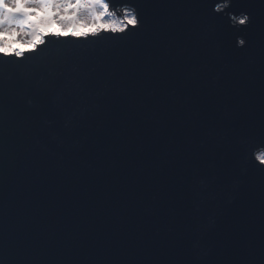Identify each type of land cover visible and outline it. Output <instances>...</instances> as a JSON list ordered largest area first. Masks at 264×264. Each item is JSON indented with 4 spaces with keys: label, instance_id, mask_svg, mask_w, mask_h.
<instances>
[{
    "label": "water",
    "instance_id": "95a60500",
    "mask_svg": "<svg viewBox=\"0 0 264 264\" xmlns=\"http://www.w3.org/2000/svg\"><path fill=\"white\" fill-rule=\"evenodd\" d=\"M137 2L0 83L2 264H264V0Z\"/></svg>",
    "mask_w": 264,
    "mask_h": 264
},
{
    "label": "clouds",
    "instance_id": "9594fccd",
    "mask_svg": "<svg viewBox=\"0 0 264 264\" xmlns=\"http://www.w3.org/2000/svg\"><path fill=\"white\" fill-rule=\"evenodd\" d=\"M230 3L231 0H218L212 11L223 12ZM13 17L16 19L9 22ZM227 17L229 27L239 30L241 25L248 26L247 11L229 12ZM137 23L135 5L116 0H0V58L23 59L49 35L75 39L97 37L102 32L120 35ZM235 47H245L242 35L236 37ZM255 143L258 150L252 151L251 161L264 168V145ZM244 159L248 161L247 153Z\"/></svg>",
    "mask_w": 264,
    "mask_h": 264
},
{
    "label": "snow or ice",
    "instance_id": "6c2138e0",
    "mask_svg": "<svg viewBox=\"0 0 264 264\" xmlns=\"http://www.w3.org/2000/svg\"><path fill=\"white\" fill-rule=\"evenodd\" d=\"M27 2V0H26ZM218 2V0H217ZM215 2L214 4H216ZM123 3H132L135 5L136 8V21L138 23L136 24V27L129 28L127 32H122L120 35H112V34H107V35H99L97 36L96 39L98 40H118L122 39L124 36L130 35L136 30L140 29L142 27V20L140 17V8L141 5L137 2V0H125ZM235 6V0H231V3L229 7L224 8L223 12H215L217 14H221L222 18H227V13L231 12L229 9L231 7ZM16 19V17L10 18L9 22L11 20ZM252 23V14L249 13L248 17V26ZM243 26L244 29L247 27ZM240 26L239 30H242ZM237 30V29H236ZM53 37H57L55 35H51ZM69 37V36H68ZM60 38V37H57ZM67 38V37H64ZM84 43H90L89 41L85 40ZM246 40H245V45H246ZM75 44L77 48H82L83 44L80 42L79 39H75L73 41H69L68 39H57L52 43V46L49 47L48 44L46 43V39L42 38L41 44L36 46L35 51H30L27 53H32V55H27L26 53L24 54L23 59H0V83H3L4 81L8 80L11 76L12 72H18L21 75H26L29 71V67L36 64L39 60L46 59L49 57H56L62 49H66L67 51H72L71 48H68V45ZM43 46V47H41ZM261 145H264V141H260ZM253 150H258L257 145L255 143V140H248L245 141V153H247L248 157L251 158V154ZM264 170V169H262ZM202 183V182H201Z\"/></svg>",
    "mask_w": 264,
    "mask_h": 264
}]
</instances>
